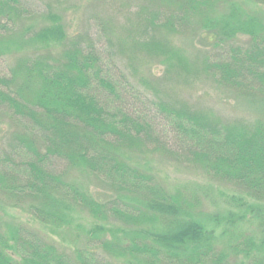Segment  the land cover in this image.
Masks as SVG:
<instances>
[{"label":"trees","instance_id":"16d2710c","mask_svg":"<svg viewBox=\"0 0 264 264\" xmlns=\"http://www.w3.org/2000/svg\"><path fill=\"white\" fill-rule=\"evenodd\" d=\"M136 6L121 24L97 19V31L89 22L70 36L57 7L0 0V59L17 53L0 75V123L13 126L0 149V197L82 240L72 255L0 216V264H264V112L227 118L185 98L211 81L264 105V0ZM198 33L207 49L176 45ZM153 155L240 196L224 197L223 214L197 215L196 198L135 161Z\"/></svg>","mask_w":264,"mask_h":264},{"label":"rangeland","instance_id":"374dc122","mask_svg":"<svg viewBox=\"0 0 264 264\" xmlns=\"http://www.w3.org/2000/svg\"><path fill=\"white\" fill-rule=\"evenodd\" d=\"M32 8L40 12L48 11L53 8V11L61 17V21L68 35L73 36L78 33H83L89 24L94 27V32L97 31V19H105L109 22L120 21L123 23L124 18L136 11L137 4L146 2L147 0H61L60 4H52L49 0H26ZM255 10L259 8H255ZM95 20V21H94ZM119 24V25H120ZM41 27V24H39ZM177 38V37H176ZM175 38L176 45L186 49L189 53L194 54L197 51L207 49V45L201 42L200 33L195 36H185ZM206 39V38H205ZM245 42V40L243 41ZM239 42V45L244 44ZM204 44V45H203ZM244 46V45H242ZM35 46L27 47L28 51H32ZM17 55L16 52L5 55L0 59V75L8 74L9 67L13 63V58ZM121 69L118 68V71ZM163 72L162 67L157 66L152 70V74L159 76ZM185 98L193 104H199L204 107L212 108L223 117L238 118L248 117L254 119L264 112V105H250L237 92L217 85L211 81L202 82L194 85L191 89L185 91ZM13 131L12 123L4 121L0 123V149L4 147L6 140ZM135 161L148 168L167 188L171 191L181 190L184 195L193 199L196 198L199 208L196 211L197 215H219L228 210L224 197L240 196L239 190H233L231 187H222L216 183H211L205 179L202 173L196 169L187 167L182 163L168 159L159 155L143 158L136 157ZM79 182L84 183L92 194L100 199L106 200L110 193L99 188L93 181L84 180L81 176L75 177ZM237 210V209H236ZM0 216L3 221L9 223H18L30 229H34L42 234L48 241L54 243L61 250L74 254L76 249L82 243L77 234L69 228L55 229L47 227L37 222L32 216L25 213L21 208L13 206L0 197ZM0 217V219H1ZM89 218V217H87ZM90 219V218H89ZM91 220V219H90ZM114 226L113 232L117 233V225ZM250 226L248 223L241 226L238 232L248 231ZM224 227L217 229V236H222ZM120 237H123L120 235ZM220 238L221 246L224 247L227 238ZM114 264H124L122 261H114Z\"/></svg>","mask_w":264,"mask_h":264}]
</instances>
